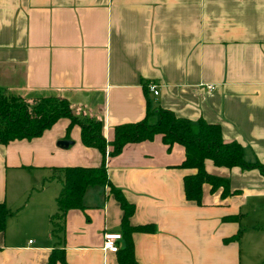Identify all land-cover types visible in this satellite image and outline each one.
<instances>
[{"label":"crops","instance_id":"obj_1","mask_svg":"<svg viewBox=\"0 0 264 264\" xmlns=\"http://www.w3.org/2000/svg\"><path fill=\"white\" fill-rule=\"evenodd\" d=\"M0 88L64 97L74 113L102 120L106 141L114 125L140 120L148 99L217 124L224 142L264 167V0H0ZM67 126L60 117L39 136L0 143V203L11 212L0 264H44L53 247L65 264H118L123 255L108 186H88L83 207L65 213L62 239L51 234L61 187L45 179L51 168L102 158L81 143L77 124ZM183 158L180 144L158 134L105 156L108 181L133 204L129 224L153 227L130 233L134 264H264L263 176L205 159L229 193L202 183L195 203L183 194V176L195 171L179 167ZM104 232L120 233L116 252L102 250Z\"/></svg>","mask_w":264,"mask_h":264},{"label":"trees","instance_id":"obj_2","mask_svg":"<svg viewBox=\"0 0 264 264\" xmlns=\"http://www.w3.org/2000/svg\"><path fill=\"white\" fill-rule=\"evenodd\" d=\"M146 92L147 85L143 83ZM26 98L12 94L0 88V143L5 144L15 139H30L39 136L49 128L58 118L68 119V128L77 124L80 131V141L84 146L96 148L101 153L98 166L81 167L65 166L51 168L48 178H56L61 187L55 197L56 212L50 216L51 234L62 239L63 219L70 208H82V195L88 186H108L109 193L118 202L121 209L120 227L125 237L123 255L118 258V264H134L132 256V231H152L149 224L131 226L128 218L133 212V204L129 203L121 193L107 179L104 159L105 156L117 155L126 143L151 139L158 134L161 141L170 146L180 144L184 149V158L179 164L182 168H193L194 173L182 178L183 194L187 200L199 203L201 184L208 183L211 189L220 186L221 195L229 193L227 179L209 174L204 170L203 161L211 160L216 166L239 167L242 170L257 169L264 178V167L257 160L247 161L245 150L236 141L224 142L221 139L217 124L207 123L202 119L191 121L175 116L170 110L160 106H151L146 99L143 117L135 122H125L113 126L112 139L106 141L101 133L102 120L88 116L79 119L71 112L66 98L49 95ZM106 146L110 148L107 150ZM106 153V154H105ZM11 212L0 203V232L3 231L6 217ZM60 234V236H59ZM65 264L62 248L53 247L44 264Z\"/></svg>","mask_w":264,"mask_h":264},{"label":"built area","instance_id":"obj_3","mask_svg":"<svg viewBox=\"0 0 264 264\" xmlns=\"http://www.w3.org/2000/svg\"><path fill=\"white\" fill-rule=\"evenodd\" d=\"M147 89L153 95H156L158 93V89L154 84H148ZM120 239H121L120 233L104 232L102 234V243H101L102 250L109 252H116L118 249L117 242Z\"/></svg>","mask_w":264,"mask_h":264},{"label":"rangeland","instance_id":"obj_4","mask_svg":"<svg viewBox=\"0 0 264 264\" xmlns=\"http://www.w3.org/2000/svg\"><path fill=\"white\" fill-rule=\"evenodd\" d=\"M12 94H15V93H12ZM15 95H17V94H15ZM19 96H20V95H19ZM26 99L28 100V102H31V103L34 101L32 98H26ZM70 109H71V108H70ZM71 112H72V114H73L74 116H76V117L79 118V119H85V118L88 117V116L85 115V114L74 113L73 109L71 110ZM91 117H94V116H91Z\"/></svg>","mask_w":264,"mask_h":264},{"label":"water","instance_id":"obj_5","mask_svg":"<svg viewBox=\"0 0 264 264\" xmlns=\"http://www.w3.org/2000/svg\"><path fill=\"white\" fill-rule=\"evenodd\" d=\"M59 143L62 144V145H66V144L69 143V142L66 141V140H62V141H60Z\"/></svg>","mask_w":264,"mask_h":264}]
</instances>
